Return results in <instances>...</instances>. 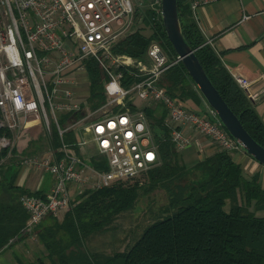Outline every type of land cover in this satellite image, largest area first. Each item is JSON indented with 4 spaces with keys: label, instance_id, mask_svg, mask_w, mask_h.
I'll return each instance as SVG.
<instances>
[{
    "label": "built area",
    "instance_id": "1",
    "mask_svg": "<svg viewBox=\"0 0 264 264\" xmlns=\"http://www.w3.org/2000/svg\"><path fill=\"white\" fill-rule=\"evenodd\" d=\"M211 1L191 0V13ZM140 5L141 0H0V150L7 149L1 159L16 155L24 172L33 168L52 176L47 192L19 197L28 214L29 234L43 217L68 208L71 185L100 187L135 177L159 162L146 107L165 109L164 128L159 127L167 130L175 149L192 141L186 128L206 136L217 149H241L208 104L210 114L187 108L167 93L161 77L180 59L177 54L170 58L157 38L141 57L114 50L138 12L149 8L152 18L161 21L159 0ZM87 58L94 59L106 77V98L94 109L86 97L77 96L83 93L81 84L88 83ZM232 77L242 89L250 82L238 74ZM136 99L147 103L138 106ZM59 113L69 116L62 122ZM32 120L45 127L49 145L42 153L23 154L16 139L24 137V127ZM53 126L60 139L57 147L50 142ZM67 132L73 133L80 154L65 142ZM88 142L96 152L86 160L81 148ZM92 156L106 168L94 166Z\"/></svg>",
    "mask_w": 264,
    "mask_h": 264
},
{
    "label": "trees",
    "instance_id": "2",
    "mask_svg": "<svg viewBox=\"0 0 264 264\" xmlns=\"http://www.w3.org/2000/svg\"><path fill=\"white\" fill-rule=\"evenodd\" d=\"M178 11L184 35L214 86L246 130L264 146L263 121L191 18L189 2L178 0ZM152 14L151 9L145 8L136 15L143 23L140 26L149 28L150 33L143 31V27L133 28L118 40L114 50L141 57L150 40L157 38L169 51L168 56L175 57L162 22L152 18ZM85 65L86 99L94 109L106 98L103 90L106 77L94 59L87 58ZM161 83L170 96L182 102L194 98L199 103L202 96L181 61L165 70ZM145 109L150 124L163 127L161 118L165 109L161 106ZM68 116L62 115V122ZM154 136L159 154L156 165L132 178L85 188L70 201L54 228L39 234L51 264H264V215L259 214L264 209V188L259 184L258 175L244 174L230 152L220 149L186 166L166 129ZM63 138L65 142H75L72 132L65 133ZM50 142L53 147L60 145L54 126ZM73 147L80 154L78 145L73 144ZM6 151V148L0 150V160ZM90 160L94 166L106 168V163H98L95 156ZM19 171L18 162L0 161V248L29 236L25 228L28 214L21 205L20 195L43 194L39 189L29 191L20 185L17 182ZM156 187L166 193L167 213L145 225L127 249L115 251L101 260L82 249L85 237L112 227L120 214L133 208L141 192ZM227 200L229 207L225 210ZM19 264L46 263L38 258Z\"/></svg>",
    "mask_w": 264,
    "mask_h": 264
},
{
    "label": "crops",
    "instance_id": "3",
    "mask_svg": "<svg viewBox=\"0 0 264 264\" xmlns=\"http://www.w3.org/2000/svg\"><path fill=\"white\" fill-rule=\"evenodd\" d=\"M187 1L190 3L191 0ZM191 18L230 74L244 76L250 81L246 89H241L264 123V0H213L199 5L191 13ZM200 106H203L202 109L206 107L203 99ZM45 131L39 120L30 121L24 127V137L16 139L18 148L23 153L26 148L29 152H38L48 143ZM185 132L192 140L185 148L194 152L197 160L217 150L216 145L206 136L190 128H186ZM18 148H15V153H19ZM230 154L244 174H257L259 184L264 188V165L242 149L233 150ZM11 157L18 159L16 155ZM181 160L183 162L182 157ZM23 172L21 167L19 180ZM37 178L38 181L25 186L34 191L39 189L42 193L47 192L52 184V176L46 178L39 170ZM65 211L57 215H46L34 228V234L25 235L1 247L0 264H19L21 261L28 263L44 258L48 250L38 236L53 229L55 223L63 218Z\"/></svg>",
    "mask_w": 264,
    "mask_h": 264
},
{
    "label": "rangeland",
    "instance_id": "4",
    "mask_svg": "<svg viewBox=\"0 0 264 264\" xmlns=\"http://www.w3.org/2000/svg\"><path fill=\"white\" fill-rule=\"evenodd\" d=\"M149 0H141V7L144 6ZM143 23L141 20L137 19L136 21H133L130 25V29L137 28V27H143L140 26ZM143 31L146 33H150V29L147 27L142 28ZM169 54V51L167 49H164ZM83 90L82 94H77L79 98H85L88 91V83L83 82L82 84ZM199 103L196 101V99L188 98L186 102L184 101L183 104L190 109L198 110V111H206L210 114V111L208 110V106L206 103V107L202 109L203 106H200L201 99L205 101V99L202 96H199ZM203 102V101H202ZM206 102V101H205ZM136 105L142 106L143 104L147 103L146 101L136 99L135 100ZM204 104V103H203ZM159 106V105H158ZM101 111H97L96 114L100 113ZM60 116L63 114L59 113ZM49 143L42 146L41 150H38V152L42 153ZM26 148L24 150L23 154H30L33 153L29 152ZM82 151L84 152V158L86 160H89V155H92L96 152V149L94 147V144L92 142L86 143V145L82 146ZM176 153L182 157L183 162L185 165H193L196 161V154L192 151H187L186 148L178 150L175 149ZM37 152V151H35ZM12 159V162L15 164L18 162V159H14V157L10 158H3L0 161H6ZM39 170H35L33 168L25 171L21 177L19 182H21V185L24 187L29 186L30 184H33L34 181H38ZM20 174V171H19ZM46 175V178L50 177V173H44ZM26 185V186H25ZM72 186V185H71ZM69 189L70 196H73L72 199L76 197V195L82 190L86 188V185H77L73 188ZM29 191H34V189H29L26 187ZM71 199V200H72ZM166 193L162 188L156 187L152 190H149L147 192H141L137 198V201L135 202L132 209L123 212L120 214L114 221L113 226L107 228V230H104L102 232H97L95 234H91L88 237H85L84 244L82 249L89 253H94L96 256H98V259H104L106 255L112 254L115 251L118 250H124L127 249L134 240L140 235L145 225L150 223L152 220H154L158 215H164L167 213L166 209ZM229 207V201L227 200L224 209L227 210ZM60 213V212H59ZM58 213V214H59ZM260 215H264V209L259 211ZM44 262L46 264H51L50 259L48 258V254H44L43 256Z\"/></svg>",
    "mask_w": 264,
    "mask_h": 264
},
{
    "label": "water",
    "instance_id": "5",
    "mask_svg": "<svg viewBox=\"0 0 264 264\" xmlns=\"http://www.w3.org/2000/svg\"><path fill=\"white\" fill-rule=\"evenodd\" d=\"M159 14L168 40L206 103L215 111L230 136L239 142L241 149L264 165V146L243 126L214 86L195 50L187 41L180 21L178 0H159ZM152 129L158 135L164 132V129L157 125H153Z\"/></svg>",
    "mask_w": 264,
    "mask_h": 264
}]
</instances>
